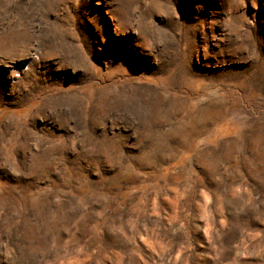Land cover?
<instances>
[{"label":"rangeland","instance_id":"rangeland-1","mask_svg":"<svg viewBox=\"0 0 264 264\" xmlns=\"http://www.w3.org/2000/svg\"><path fill=\"white\" fill-rule=\"evenodd\" d=\"M0 130V264H264V0H0Z\"/></svg>","mask_w":264,"mask_h":264},{"label":"bare ground","instance_id":"bare-ground-1","mask_svg":"<svg viewBox=\"0 0 264 264\" xmlns=\"http://www.w3.org/2000/svg\"><path fill=\"white\" fill-rule=\"evenodd\" d=\"M212 115V113H210ZM1 131V130H0ZM21 144V143H20ZM19 147V146H18ZM19 151V150H18Z\"/></svg>","mask_w":264,"mask_h":264}]
</instances>
